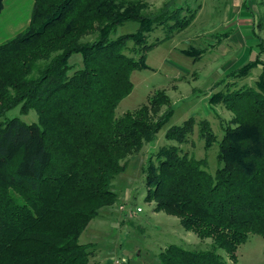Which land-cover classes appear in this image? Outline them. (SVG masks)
<instances>
[{
	"label": "trees",
	"instance_id": "1",
	"mask_svg": "<svg viewBox=\"0 0 264 264\" xmlns=\"http://www.w3.org/2000/svg\"><path fill=\"white\" fill-rule=\"evenodd\" d=\"M171 4L146 14V0H34L29 25L0 44V264H90L93 252L80 236L117 202L112 181L173 112L170 97L157 91L138 109L116 114L133 91L132 71L147 65V36L175 15ZM193 17L175 24L185 28ZM129 21L139 23L138 31L118 34ZM77 53L80 66L70 62ZM259 56L226 75L209 97L233 114L221 139L207 120L200 123L205 148L217 143L213 172L206 158L183 147L192 143L193 119L172 126L166 137L173 144L152 154L156 163L144 168L146 200L155 210L212 241L205 250L169 245L160 253L162 264H232L250 234L264 236ZM259 65L255 85H239ZM15 107L22 115L34 110L38 121L7 116Z\"/></svg>",
	"mask_w": 264,
	"mask_h": 264
},
{
	"label": "rangeland",
	"instance_id": "2",
	"mask_svg": "<svg viewBox=\"0 0 264 264\" xmlns=\"http://www.w3.org/2000/svg\"><path fill=\"white\" fill-rule=\"evenodd\" d=\"M146 1L149 4L146 14L172 2L170 14L175 15L162 19L161 24L156 23L147 36L146 43L152 46L146 51L147 65L132 71L133 91L119 103L116 114L122 116L138 109L157 91H164L170 97L173 112L155 140L130 157L126 170L112 181L117 202L104 208L80 236L79 242L89 244L93 252L90 264H162L160 253L172 244L190 250L211 248V239H200L186 231L179 218L156 211L155 203L146 200L144 168L149 162L156 163L152 154L173 144L166 137L167 131L193 119L192 143L189 141L183 147L195 158H206L207 170L213 172L217 166V143L208 150L205 148L199 133L200 123L207 120L213 133L221 139L223 124H230L233 114L224 105L210 104L209 97L222 88L215 85L235 68L254 60L258 54L264 60V0H247L249 10L240 14L237 11L241 0L238 3L237 0ZM31 5L33 9L34 4ZM191 13L194 14L191 23L180 29V22L176 25L175 21L189 18ZM240 15L249 16L252 27L242 26ZM139 26L137 21H129L119 27L118 34H132ZM261 40L262 44L258 45ZM188 50L196 54L188 55ZM82 59L77 53L71 56L70 62L80 66ZM262 69L261 65L254 67L248 77L238 81L239 85H255ZM7 116H18L29 124L38 121L34 110L22 115L19 107L8 111ZM219 252L227 258L224 250ZM231 263L264 264V236L250 234L239 245L236 262Z\"/></svg>",
	"mask_w": 264,
	"mask_h": 264
},
{
	"label": "crops",
	"instance_id": "3",
	"mask_svg": "<svg viewBox=\"0 0 264 264\" xmlns=\"http://www.w3.org/2000/svg\"><path fill=\"white\" fill-rule=\"evenodd\" d=\"M239 0L236 1L238 3ZM25 5L21 6V3ZM244 2L249 7L247 0H241L238 4V14L249 10L244 8ZM4 7L0 12V44L24 30L30 23L32 13V0H4ZM236 8V6H234ZM239 23L242 26L253 25V20L249 16L239 17Z\"/></svg>",
	"mask_w": 264,
	"mask_h": 264
}]
</instances>
